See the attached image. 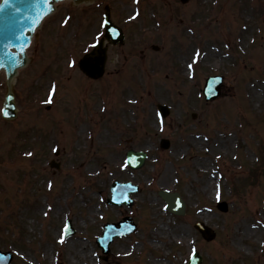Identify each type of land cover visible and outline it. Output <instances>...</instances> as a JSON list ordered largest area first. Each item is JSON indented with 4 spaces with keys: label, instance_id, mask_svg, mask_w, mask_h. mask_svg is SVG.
<instances>
[{
    "label": "rangeland",
    "instance_id": "1",
    "mask_svg": "<svg viewBox=\"0 0 264 264\" xmlns=\"http://www.w3.org/2000/svg\"><path fill=\"white\" fill-rule=\"evenodd\" d=\"M106 4L126 41L109 45L106 74L92 80L78 60L104 34ZM29 55L13 120L1 116L0 74V249L11 264H187L193 249L202 264H264V0L63 1ZM216 73L221 95L206 100ZM130 148L148 152L142 168L125 167ZM114 179L140 186L131 207L106 202ZM160 189L179 191L186 214L168 211ZM125 215L137 230L104 254L96 236ZM68 219L76 232L64 238ZM199 220L217 230L213 241ZM159 227L170 234L155 238ZM77 241L86 249H71Z\"/></svg>",
    "mask_w": 264,
    "mask_h": 264
},
{
    "label": "water",
    "instance_id": "2",
    "mask_svg": "<svg viewBox=\"0 0 264 264\" xmlns=\"http://www.w3.org/2000/svg\"><path fill=\"white\" fill-rule=\"evenodd\" d=\"M59 1L62 0H50L48 5H45L43 0H9L7 5L4 4V0L0 1V8H2V10H0V70L5 69L9 86V92L6 96L3 108V116L6 118H14L16 116V105L11 85L13 78L18 74V70L28 63L26 49L31 43L35 30L40 27L42 20L55 10V3ZM93 1L94 0H74L77 4L83 2L91 3ZM47 8H51V12L44 16L39 23H34L37 14L40 13L42 15ZM105 26L108 40L113 43L123 42L124 35L122 30L112 23L109 12L106 13ZM106 50V47H103L102 40L92 52L86 54L81 59L80 68L90 77H101L104 74L107 59ZM221 83L222 79L220 77H210L208 79L204 89V93L208 99L215 98L219 94ZM6 92L7 86L5 88V94ZM159 108L163 115H168L169 109L167 106L159 105ZM169 144L168 140L163 139V147H169ZM128 154V162L131 166L141 167L144 164L146 153L130 150ZM128 193L129 191L127 190L125 195ZM161 193L170 204L171 210L179 213L184 212V204L178 200L179 195L177 193L170 194L167 191ZM110 201L112 202V200ZM223 209L226 210V206H224ZM121 225L119 229H116V224L106 225L104 236L99 239V243L104 250L108 248L114 236L129 232L128 229L123 228L126 224ZM197 226L208 240L214 238V231L200 223L197 224ZM10 260L11 257H2L0 258V264H9ZM199 261H201V259Z\"/></svg>",
    "mask_w": 264,
    "mask_h": 264
},
{
    "label": "snow or ice",
    "instance_id": "3",
    "mask_svg": "<svg viewBox=\"0 0 264 264\" xmlns=\"http://www.w3.org/2000/svg\"><path fill=\"white\" fill-rule=\"evenodd\" d=\"M8 2H9V0H4V4H5V5H7ZM137 2H138V0H137ZM43 3H44L45 5H48V4L50 3V0H43ZM0 10H2V8H0ZM50 12H51V8H47L46 11H45L42 15H41L40 13H38V14H37V17H36V20L34 21V23H39V22L43 19V17L46 16V15H47L48 13H50ZM138 14H139V13H137V15H138ZM64 23L67 24V20H65ZM113 31H115V30H113ZM97 39H98V37H97ZM90 47L95 48L96 45L93 44V45H90ZM196 56H197V57L200 56V52H199V51L196 52ZM68 66H69L70 68L75 67V62H74V61L71 62ZM187 67H188L189 69H191V68H192V64H191V63L188 64ZM51 88H52V90H53V92H54L55 89H56V85L53 83V84L51 85ZM46 103H52L51 98H50L48 101H46ZM27 155H28V156H31L32 153H27ZM125 167H127V162H125ZM49 187L51 188V184H49ZM216 195H217V199H219V197H220L219 186H217V193H216ZM45 215H47V213H45ZM67 231H68V229H67V227H66V228H65V234H67ZM59 242H60V243H64V242H65V241H64V238L62 237V238L60 239Z\"/></svg>",
    "mask_w": 264,
    "mask_h": 264
},
{
    "label": "bare ground",
    "instance_id": "4",
    "mask_svg": "<svg viewBox=\"0 0 264 264\" xmlns=\"http://www.w3.org/2000/svg\"><path fill=\"white\" fill-rule=\"evenodd\" d=\"M211 185H212V183L210 182V181H208L207 182V184L204 186V189L205 190H208L210 187H211ZM165 229V230H164ZM163 234V233H165L166 235H169L170 233L168 232V230L166 229V227H163V228H158V230L156 231V232H154V237L155 238H157L156 236L158 235V234ZM185 233H186V231L184 230V229H181L180 231H179V233H178V237H180L181 239H184L185 238ZM77 242H80V241H77ZM81 243V242H80ZM73 244H74V242H73ZM76 246H78V247H80V248H82V249H86V245L85 244H77V245H73V247L71 248V249H74ZM75 253L76 254H78V252H77V250L75 249Z\"/></svg>",
    "mask_w": 264,
    "mask_h": 264
}]
</instances>
